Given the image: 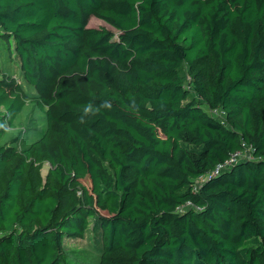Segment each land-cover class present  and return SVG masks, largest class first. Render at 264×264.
Returning a JSON list of instances; mask_svg holds the SVG:
<instances>
[{
    "label": "trees",
    "instance_id": "trees-1",
    "mask_svg": "<svg viewBox=\"0 0 264 264\" xmlns=\"http://www.w3.org/2000/svg\"><path fill=\"white\" fill-rule=\"evenodd\" d=\"M0 44V264H264V0H0Z\"/></svg>",
    "mask_w": 264,
    "mask_h": 264
},
{
    "label": "rangeland",
    "instance_id": "rangeland-1",
    "mask_svg": "<svg viewBox=\"0 0 264 264\" xmlns=\"http://www.w3.org/2000/svg\"><path fill=\"white\" fill-rule=\"evenodd\" d=\"M88 26L92 28H106L117 34V31H115V29L112 28L109 24L95 17L90 19ZM1 47L2 46H0V48ZM8 70H12L14 72L13 65L8 61L6 53L4 51H0V76L2 72ZM182 75L185 79L184 86L190 92H192V97H195L197 101H200V99H198V97L194 94L193 88L190 84L187 66L183 68ZM26 91L28 93H32L33 89L30 90L28 89V87H26ZM204 109L206 111H209V109L205 106ZM211 114L220 119L225 118V115L221 111H213L211 112ZM46 126L47 116L45 114V110H41L36 105L28 102L21 114L17 117L14 128L8 130V132L2 138L1 143H10L13 139L19 136L20 139L16 144L18 148L30 145L39 140ZM250 153L251 149L247 147L245 157L247 158ZM48 170L49 165L46 163L42 169V174L45 176ZM207 178L208 176L202 177L197 180V183L201 184ZM64 250L69 260L76 261V264H99V252L97 250V246H95L94 238L91 234H88L83 240L65 239Z\"/></svg>",
    "mask_w": 264,
    "mask_h": 264
},
{
    "label": "built area",
    "instance_id": "built-area-1",
    "mask_svg": "<svg viewBox=\"0 0 264 264\" xmlns=\"http://www.w3.org/2000/svg\"><path fill=\"white\" fill-rule=\"evenodd\" d=\"M246 150H247V148H245V149L242 150V151H237V152H235V153L230 157V159L227 160V161L225 162L224 165L219 166V167L217 168V171H220V170H223V169L229 168L230 166L234 165L235 163L239 162L240 160H242V159H246V157H245V156H246V154H245ZM250 155H251V154H249L247 158H249Z\"/></svg>",
    "mask_w": 264,
    "mask_h": 264
}]
</instances>
